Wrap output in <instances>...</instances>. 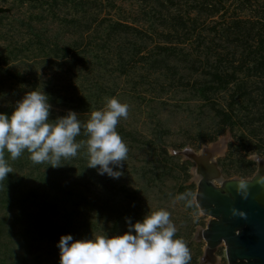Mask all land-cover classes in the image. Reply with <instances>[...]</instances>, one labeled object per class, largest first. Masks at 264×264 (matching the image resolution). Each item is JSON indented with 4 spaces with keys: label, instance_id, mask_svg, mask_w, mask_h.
<instances>
[{
    "label": "rangeland",
    "instance_id": "rangeland-1",
    "mask_svg": "<svg viewBox=\"0 0 264 264\" xmlns=\"http://www.w3.org/2000/svg\"><path fill=\"white\" fill-rule=\"evenodd\" d=\"M0 4L9 8L0 13V112L33 88L49 96L50 118L71 109L82 125L110 97L128 105L116 126L128 148L118 178L87 167L83 127L77 155L57 167L34 163L27 150L15 160L3 152L13 172L0 179V264H59L61 234L115 235L126 217L159 209L188 264H228L224 244L206 251L210 216L196 203L197 163L187 151L217 146L224 178L251 177L264 159V0ZM9 176L25 198L4 195Z\"/></svg>",
    "mask_w": 264,
    "mask_h": 264
},
{
    "label": "clouds",
    "instance_id": "clouds-1",
    "mask_svg": "<svg viewBox=\"0 0 264 264\" xmlns=\"http://www.w3.org/2000/svg\"><path fill=\"white\" fill-rule=\"evenodd\" d=\"M51 108L46 92L33 88L15 101L11 112H0V179L13 172L2 157L5 151L15 160L27 150L34 163L49 161L53 167L60 166L61 157L76 156L84 143L75 140L82 127L87 135V167L113 179L120 177L128 148L116 126L127 117L128 105L110 97L103 108L90 112L83 125L71 109L50 118ZM244 187L245 181H238L237 190ZM189 195L193 198L187 203L192 205L195 197ZM125 220L127 230L111 236L74 239L71 233L61 234L59 264H188L189 250L182 239L174 238L176 227L167 210L147 212L135 222Z\"/></svg>",
    "mask_w": 264,
    "mask_h": 264
},
{
    "label": "water",
    "instance_id": "water-1",
    "mask_svg": "<svg viewBox=\"0 0 264 264\" xmlns=\"http://www.w3.org/2000/svg\"><path fill=\"white\" fill-rule=\"evenodd\" d=\"M7 11L9 8L0 5V13ZM187 152L197 163L196 203L210 216L201 231L207 253L212 255L224 244L228 264H264V159L258 158V169L251 177L224 178L215 162L217 146L201 153ZM240 180L245 187L238 191Z\"/></svg>",
    "mask_w": 264,
    "mask_h": 264
},
{
    "label": "trees",
    "instance_id": "trees-1",
    "mask_svg": "<svg viewBox=\"0 0 264 264\" xmlns=\"http://www.w3.org/2000/svg\"><path fill=\"white\" fill-rule=\"evenodd\" d=\"M245 32L247 33L246 30H245ZM225 115H226L227 119H229V120L232 117V115L229 114V113L228 114L226 113ZM227 119H225V120H227ZM6 179L7 180L4 182V184L6 186L3 187L4 188V191H3L4 193H5V190H6V194H4V195H9V196H14V197L18 196V197H24V198L26 197L27 194H23L20 191H18L17 193L15 192V189L18 187V184L20 182V178L12 179L9 176ZM8 192L11 193V194H9Z\"/></svg>",
    "mask_w": 264,
    "mask_h": 264
},
{
    "label": "flooded vegetation",
    "instance_id": "flooded-vegetation-1",
    "mask_svg": "<svg viewBox=\"0 0 264 264\" xmlns=\"http://www.w3.org/2000/svg\"><path fill=\"white\" fill-rule=\"evenodd\" d=\"M1 5V4H0ZM1 6H3V5H1ZM3 7H5V6H3Z\"/></svg>",
    "mask_w": 264,
    "mask_h": 264
}]
</instances>
